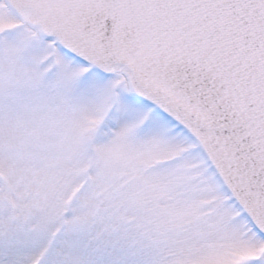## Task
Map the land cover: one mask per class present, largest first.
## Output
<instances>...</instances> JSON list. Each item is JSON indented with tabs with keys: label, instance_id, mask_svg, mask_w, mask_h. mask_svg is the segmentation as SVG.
Masks as SVG:
<instances>
[{
	"label": "snow or ice",
	"instance_id": "1",
	"mask_svg": "<svg viewBox=\"0 0 264 264\" xmlns=\"http://www.w3.org/2000/svg\"><path fill=\"white\" fill-rule=\"evenodd\" d=\"M0 264H264V0H0Z\"/></svg>",
	"mask_w": 264,
	"mask_h": 264
},
{
	"label": "rangeland",
	"instance_id": "2",
	"mask_svg": "<svg viewBox=\"0 0 264 264\" xmlns=\"http://www.w3.org/2000/svg\"><path fill=\"white\" fill-rule=\"evenodd\" d=\"M234 243H236V244H239V243H241L240 241H234ZM238 254V253H237Z\"/></svg>",
	"mask_w": 264,
	"mask_h": 264
}]
</instances>
